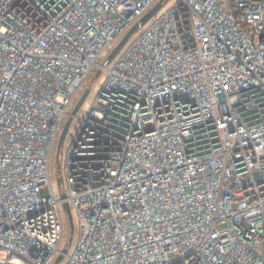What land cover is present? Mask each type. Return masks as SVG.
Returning <instances> with one entry per match:
<instances>
[{"label": "built area", "instance_id": "2783aa9c", "mask_svg": "<svg viewBox=\"0 0 264 264\" xmlns=\"http://www.w3.org/2000/svg\"><path fill=\"white\" fill-rule=\"evenodd\" d=\"M167 1L0 0V264H264V0Z\"/></svg>", "mask_w": 264, "mask_h": 264}, {"label": "water", "instance_id": "95a60500", "mask_svg": "<svg viewBox=\"0 0 264 264\" xmlns=\"http://www.w3.org/2000/svg\"><path fill=\"white\" fill-rule=\"evenodd\" d=\"M161 4L158 3L156 5H154L145 15H143L136 24H134L129 30L128 32L120 39V41L116 44V46L111 50V52L108 54V56L106 57V59L103 62V66H107L110 64V62L114 59V57L120 52V50L123 48V46L126 44V42L129 40V38L132 36V34L137 31L140 27L144 26L145 23L153 16L156 14V12L160 9ZM101 70L98 69L96 71V75L98 76L100 74ZM89 94V88H86L81 96L78 98V100L76 101L75 105L73 106L71 113L69 115V117L67 118V120L64 123V126L61 130V133L59 135L58 138V142H57V149H59V147L62 145L64 138L66 136V133L68 131V128L70 126L72 117L74 115H76L77 111L79 110V108H81L82 104L84 103L86 97ZM63 196V194H62ZM64 209L66 210L68 217H69V222H70V228H71V232L73 231V221H72V216H71V211L69 209L68 204L65 202L64 203ZM71 242V238H69L68 240V244ZM67 252V246H65L61 253L58 255V257L55 260V264L60 262L63 259V255Z\"/></svg>", "mask_w": 264, "mask_h": 264}, {"label": "rangeland", "instance_id": "374dc122", "mask_svg": "<svg viewBox=\"0 0 264 264\" xmlns=\"http://www.w3.org/2000/svg\"><path fill=\"white\" fill-rule=\"evenodd\" d=\"M173 3V0H168L164 5H163V8H168L172 5ZM96 75V72L95 73H92L89 78L87 79V81L85 82V88H89V94L88 96L86 97L84 103L86 102L87 105L84 106V103L82 104L81 108H79V110L77 111L76 115H81L83 110H85V108H87L89 106V104L94 100L97 92L99 91L100 89V86L104 80V71H101L100 74L98 76H95ZM83 92V91H82ZM81 92V94H82ZM80 94V95H81ZM73 118V117H72ZM76 121V118H73L72 119V123ZM70 140V133H67L65 138H64V141H63V144H66L68 141ZM55 154H56V150H55ZM55 154H54V157H55ZM56 161H55V158L51 160V163H50V174H51V179L52 180H56V176H57V172L55 170L56 168ZM61 215H62V220H63V225H64V232H63V242L64 244H67V248L69 250H71L76 242V234H77V222H76V214L74 211H71V216H72V221H73V231L71 232V228H70V222H69V217H68V214L66 212V210L61 207ZM69 238H71V244L69 246L68 244V240ZM63 260L60 261L58 264H62Z\"/></svg>", "mask_w": 264, "mask_h": 264}, {"label": "bare ground", "instance_id": "6f19581e", "mask_svg": "<svg viewBox=\"0 0 264 264\" xmlns=\"http://www.w3.org/2000/svg\"><path fill=\"white\" fill-rule=\"evenodd\" d=\"M86 105H87V103L85 102V103H84V106H86Z\"/></svg>", "mask_w": 264, "mask_h": 264}]
</instances>
